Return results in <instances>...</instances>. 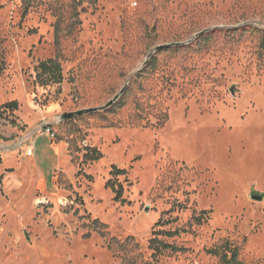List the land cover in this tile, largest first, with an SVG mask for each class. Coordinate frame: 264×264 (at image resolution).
I'll return each mask as SVG.
<instances>
[{
    "label": "rangeland",
    "instance_id": "obj_1",
    "mask_svg": "<svg viewBox=\"0 0 264 264\" xmlns=\"http://www.w3.org/2000/svg\"><path fill=\"white\" fill-rule=\"evenodd\" d=\"M41 1L0 0V264H118L109 240L131 235L151 260L154 233L176 229L159 236L188 251L157 264H220L208 249L226 239L264 264V0L86 2L59 51L57 1ZM159 45L135 94L150 123L167 111L163 126L133 125V100L109 122H58L107 103ZM56 56L63 81L44 85L37 67ZM89 147L104 156L85 162ZM113 165L125 202L106 187Z\"/></svg>",
    "mask_w": 264,
    "mask_h": 264
},
{
    "label": "trees",
    "instance_id": "obj_2",
    "mask_svg": "<svg viewBox=\"0 0 264 264\" xmlns=\"http://www.w3.org/2000/svg\"><path fill=\"white\" fill-rule=\"evenodd\" d=\"M41 1V0H40ZM57 2L53 5L54 13L57 16V21L55 23V42L58 51L61 49L62 41L67 37H72L78 32L82 21L80 19V13L86 11L87 7L84 6L86 2L94 3L95 0H56ZM42 2V1H41ZM26 10L30 8L33 4V0H25ZM66 12V13H65ZM69 13V19H68ZM2 39L0 37V50H1ZM263 45H264V34H263ZM157 66V58L153 57L149 63L139 69L135 76L130 80L122 96L109 108L99 111L100 118L102 121L109 122L108 114L115 113L120 109L124 108L131 100L135 103V110L132 113V119L130 120L133 125H144L152 127L163 126L168 118L167 111H162L161 119L155 124L150 123L148 115L152 114V105H148L144 101H141L135 94V91L145 90L142 79L146 78ZM38 79L44 85L51 83H61L63 81V67L61 61L58 57H52L40 62L37 67ZM8 106H13V109L18 108L17 101H13ZM103 152L97 147H89L84 155L85 162L98 161L103 157ZM127 171L121 169L117 165H113L111 177L107 183L106 187L111 188L115 193V201L125 202L124 199V186L123 183L119 181V175L125 174ZM172 211V210H170ZM167 211V212H170ZM208 212L202 211L199 216H194L192 222L196 224H203L207 217ZM94 225L97 226L104 236L109 235V230L107 223L101 222L99 219L93 221ZM163 224V218H161L156 226ZM186 231V229L184 230ZM181 233V230H163L156 231L154 237L150 239L149 248L153 251L152 259H145L139 242L134 236H129L126 240L121 241L116 238H110L108 246L115 253L120 254L123 257L121 263L118 264H157L162 256L165 255H175L188 251L185 246H178L175 243H171L161 238L160 234H165L169 237L177 236ZM209 254H212L219 258L220 264H248L245 263L240 257V249L238 246L233 245V243L226 239L222 243L209 248Z\"/></svg>",
    "mask_w": 264,
    "mask_h": 264
},
{
    "label": "water",
    "instance_id": "obj_3",
    "mask_svg": "<svg viewBox=\"0 0 264 264\" xmlns=\"http://www.w3.org/2000/svg\"><path fill=\"white\" fill-rule=\"evenodd\" d=\"M160 48H161V46L159 45V46L155 47L153 49V51L148 54V56L146 58V61L143 64V67H144V65L147 64V62L149 61V59L152 57L153 52L156 51V50H158V49H160ZM143 67H141V68H143ZM126 87H127V84L112 99H110L104 105H100V106H96V107H88V108H83V109L76 110V111H71V112H66V113H63V114H59L58 117H57L58 118V122H62V121H65V120H69V119H72V118H76L78 116H82V115L89 114V113H92V112L103 111V110L109 108L117 100H119V98L124 93ZM51 125H52L51 123H48L47 125H43L42 127H40V130L46 129V127H50ZM253 197H258L259 199H262L263 198L261 195L260 196L253 195Z\"/></svg>",
    "mask_w": 264,
    "mask_h": 264
},
{
    "label": "built area",
    "instance_id": "obj_4",
    "mask_svg": "<svg viewBox=\"0 0 264 264\" xmlns=\"http://www.w3.org/2000/svg\"><path fill=\"white\" fill-rule=\"evenodd\" d=\"M47 133L50 134L52 137L55 136V133L51 131L50 128H48ZM35 141L36 139L30 144L29 148L27 149V155L33 156L35 154Z\"/></svg>",
    "mask_w": 264,
    "mask_h": 264
}]
</instances>
